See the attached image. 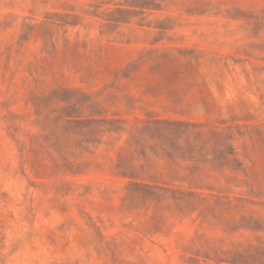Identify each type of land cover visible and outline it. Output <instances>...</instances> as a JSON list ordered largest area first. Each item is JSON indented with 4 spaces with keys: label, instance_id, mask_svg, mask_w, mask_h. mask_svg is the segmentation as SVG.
Here are the masks:
<instances>
[{
    "label": "rangeland",
    "instance_id": "374dc122",
    "mask_svg": "<svg viewBox=\"0 0 264 264\" xmlns=\"http://www.w3.org/2000/svg\"><path fill=\"white\" fill-rule=\"evenodd\" d=\"M0 264H264V0H0Z\"/></svg>",
    "mask_w": 264,
    "mask_h": 264
}]
</instances>
